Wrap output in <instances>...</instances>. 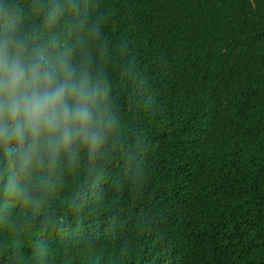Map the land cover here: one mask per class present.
Masks as SVG:
<instances>
[{
	"label": "trees",
	"instance_id": "trees-1",
	"mask_svg": "<svg viewBox=\"0 0 264 264\" xmlns=\"http://www.w3.org/2000/svg\"><path fill=\"white\" fill-rule=\"evenodd\" d=\"M44 1L0 0V17L83 42L120 95L106 87L94 112L123 107L94 116L95 144L22 173L0 148V264H264V0H181L177 26L172 0H81L87 16L61 22ZM141 29L163 85L141 71L125 95L111 41L131 63Z\"/></svg>",
	"mask_w": 264,
	"mask_h": 264
},
{
	"label": "clouds",
	"instance_id": "clouds-1",
	"mask_svg": "<svg viewBox=\"0 0 264 264\" xmlns=\"http://www.w3.org/2000/svg\"><path fill=\"white\" fill-rule=\"evenodd\" d=\"M223 1L230 5L242 2ZM43 5L47 13L62 12L66 18L73 16L82 20L88 14L81 0H45ZM43 13L46 12L42 10L39 15ZM212 16L219 15L212 13ZM161 18L168 25H179L183 19L181 0L168 2L161 11ZM97 34L98 30L91 32L92 37ZM146 34L144 29L139 34L129 30L133 51L131 63L119 60L118 44L111 41L113 67L126 86L125 95L129 93L128 87L139 86L142 90L138 81L141 71L159 87L163 85L155 67L145 60L142 37ZM0 38V148L8 155L16 172L22 173L45 149L53 155L61 149L69 150L78 137L95 144L98 133L93 127L94 116L109 119V109L123 105L120 101L94 112L106 95V87L117 93L118 89L113 77L102 66H93L91 60L95 57L84 52L86 45L76 41L74 52L66 54L67 60L55 61L47 52L64 57L67 43L60 42L66 38L64 30L57 33L42 23L17 26L7 23L5 16L0 17ZM22 55L31 58L25 59ZM98 60L102 62L103 58ZM55 62L59 63L52 65ZM80 64L87 65L72 70ZM73 71L81 74L74 75ZM95 72L104 73L90 81L85 73ZM82 152V148L76 149V154Z\"/></svg>",
	"mask_w": 264,
	"mask_h": 264
},
{
	"label": "water",
	"instance_id": "water-1",
	"mask_svg": "<svg viewBox=\"0 0 264 264\" xmlns=\"http://www.w3.org/2000/svg\"><path fill=\"white\" fill-rule=\"evenodd\" d=\"M53 15H55L56 17L61 18L62 20L64 18H66V15H64V13L62 12H54L52 13ZM66 14V13H65ZM123 40V34H118L116 37H114V39L112 40L115 44H118L119 42L121 43ZM69 52H74V45L73 44H66V50H65V54L64 57H60V56H56V54H51V52H47V55L49 56L50 59H53L55 61H60V60H67L68 58L66 57V54ZM87 64H80V65H76L72 67V70H80L82 68H84Z\"/></svg>",
	"mask_w": 264,
	"mask_h": 264
}]
</instances>
